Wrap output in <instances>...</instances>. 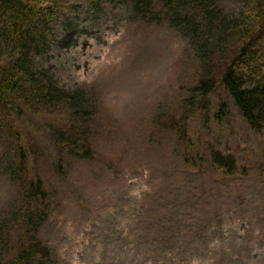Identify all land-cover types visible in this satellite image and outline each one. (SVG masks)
<instances>
[{
    "label": "rangeland",
    "instance_id": "obj_1",
    "mask_svg": "<svg viewBox=\"0 0 264 264\" xmlns=\"http://www.w3.org/2000/svg\"><path fill=\"white\" fill-rule=\"evenodd\" d=\"M53 8L36 61L62 88L82 89L94 115L84 125L23 108L13 121L23 164L9 129L0 130V225L10 241L21 232V186L38 178L48 196L37 236L49 264H264V128L253 132L223 89L206 109L186 107L197 63L175 27L141 21L127 0ZM221 102L227 110L217 114ZM185 112L179 140L165 124ZM66 128L79 142L62 148L55 134ZM216 151L235 157L233 174L212 165Z\"/></svg>",
    "mask_w": 264,
    "mask_h": 264
},
{
    "label": "trees",
    "instance_id": "obj_2",
    "mask_svg": "<svg viewBox=\"0 0 264 264\" xmlns=\"http://www.w3.org/2000/svg\"><path fill=\"white\" fill-rule=\"evenodd\" d=\"M59 0H0V130L9 129L17 154H21L19 140L13 129L15 118L23 108L35 113H63L80 123L89 121L94 107L86 93L66 90L36 61L47 47L52 35L53 7ZM133 15L146 23L165 22L175 27L187 39L188 52L197 63L198 78L189 88L187 105L200 104L207 108V99L214 89L222 88L241 112L250 129L256 133L264 128V0H233L235 5L221 7L217 0H127ZM186 48V49H187ZM197 99L199 101H197ZM218 113L227 110L219 103ZM218 116V115H216ZM185 112L168 119V130L185 138ZM220 118V116H219ZM62 148L78 144L77 133L66 128L58 137ZM83 156L88 153L83 138ZM224 174H233L236 160L213 152L211 161ZM19 182L20 169L10 171ZM21 216L15 215L21 232L10 241L0 225V264H49L51 251L38 236L46 219L44 202L48 192L41 180L25 178ZM14 224V223H13ZM14 256H8L9 253ZM7 255V257L5 256ZM10 257V258H9ZM9 258V259H7ZM8 260V261H7Z\"/></svg>",
    "mask_w": 264,
    "mask_h": 264
}]
</instances>
